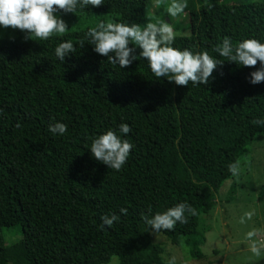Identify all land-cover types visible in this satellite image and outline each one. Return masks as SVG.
Returning <instances> with one entry per match:
<instances>
[{"label":"trees","instance_id":"1","mask_svg":"<svg viewBox=\"0 0 264 264\" xmlns=\"http://www.w3.org/2000/svg\"><path fill=\"white\" fill-rule=\"evenodd\" d=\"M152 1L103 0L100 7L59 14L143 26L158 23L149 12ZM187 4L189 35L175 36L173 47L208 51L223 62L206 86L157 78L143 59L123 69L108 63L88 44V30L101 21L47 40H25L22 32L0 43V264H107L111 257L118 264H166L141 213L184 202L198 214L161 235L173 246L182 240L192 259H203L198 219L231 178L228 165L264 135V125L253 123L264 119V82H249L260 62L243 67L213 48L225 36L234 46L251 38L264 43V0ZM67 41L77 51L61 63L55 48ZM52 122L66 124V133L53 135ZM121 123L131 127L126 136ZM109 129L134 145L120 171L90 151L91 139ZM110 213L120 220L101 228ZM4 229L19 239L5 245Z\"/></svg>","mask_w":264,"mask_h":264},{"label":"clouds","instance_id":"2","mask_svg":"<svg viewBox=\"0 0 264 264\" xmlns=\"http://www.w3.org/2000/svg\"><path fill=\"white\" fill-rule=\"evenodd\" d=\"M158 3L161 0H157ZM207 2V0H206ZM100 7L103 0H0V27L11 28L25 33V40L35 36L41 40L49 39L54 33L63 34L68 31V24L57 13H75L77 8L85 9L87 6ZM214 5L208 3L211 8ZM188 7L187 0H170L166 11L169 16L176 17L184 13ZM88 44L93 45L97 54L107 57V62L121 69L131 66L139 59L146 60L152 74L157 78H166L170 83L177 86L187 87L191 83L194 87L206 86L218 66L223 62L214 58L208 51L192 52L189 49L181 50L173 47L175 40L174 27L165 21L160 23L148 22L141 26L137 23L127 22H101L95 28L87 32ZM134 45L129 47V45ZM81 41L79 47L83 48ZM139 48V56L136 49ZM77 48L70 41L61 42L55 48V56L63 63L69 54H74ZM213 51L229 62L243 67L254 68L257 62L260 67L250 73L249 82L253 85L264 82V43L251 38L244 39L237 45H233L230 37L225 36L221 44H217ZM3 110L0 109V113ZM254 124L264 125V119L253 121ZM20 127L19 124L16 125ZM53 135H64L67 125L61 122H52L48 126ZM131 127L126 123L119 125V133L127 135ZM134 147L127 139L113 129L91 139L90 151L94 158L107 165L108 168L120 171L126 163L128 156ZM239 161L230 163L228 171L232 176L239 175ZM121 215L126 216L128 210L120 208ZM198 213L189 203H179L163 212L152 214L149 207L141 213L144 220L153 230L155 235L163 231H171L177 222L187 224L188 217ZM254 211L244 213L240 223H245V218L251 220ZM120 215L115 213L105 214L101 217V228H111L114 222L120 220ZM260 234V230L249 231L247 239L250 241L249 251L256 257L264 255V240L253 239ZM166 264H177V257L171 256L166 259Z\"/></svg>","mask_w":264,"mask_h":264},{"label":"rangeland","instance_id":"3","mask_svg":"<svg viewBox=\"0 0 264 264\" xmlns=\"http://www.w3.org/2000/svg\"><path fill=\"white\" fill-rule=\"evenodd\" d=\"M195 3L196 0H187ZM250 2L261 0H247ZM170 0L160 3L151 2L150 15L158 22L165 21L174 27L175 36H188V17L184 12L176 17L168 15L166 8ZM68 24V31L85 28L98 21L111 22L110 16H71L57 13ZM20 30L0 27V43L10 41ZM239 175L225 180L214 195L212 209L198 219L197 233L203 237L200 252L201 261L192 259L188 248L180 240L173 246L161 234L150 233L152 243L162 247L161 258L164 262L171 256L177 257V264H264V255L254 256L249 251L250 241L247 233L253 229L260 234L253 239L264 240V135L252 139L243 149L238 159ZM254 211L251 220H240L245 212ZM2 237L5 245L15 243L19 233L14 229H4ZM107 264H118L116 257H111Z\"/></svg>","mask_w":264,"mask_h":264}]
</instances>
